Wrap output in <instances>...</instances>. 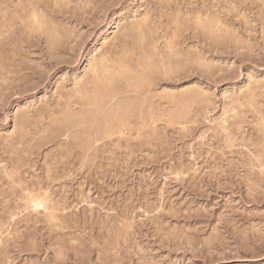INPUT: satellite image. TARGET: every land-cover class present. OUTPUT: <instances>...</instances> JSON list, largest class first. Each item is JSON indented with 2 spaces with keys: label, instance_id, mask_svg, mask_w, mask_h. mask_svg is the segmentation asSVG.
Listing matches in <instances>:
<instances>
[{
  "label": "rangeland",
  "instance_id": "rangeland-1",
  "mask_svg": "<svg viewBox=\"0 0 264 264\" xmlns=\"http://www.w3.org/2000/svg\"><path fill=\"white\" fill-rule=\"evenodd\" d=\"M123 2L0 0V264H261L264 0Z\"/></svg>",
  "mask_w": 264,
  "mask_h": 264
},
{
  "label": "snow or ice",
  "instance_id": "snow-or-ice-1",
  "mask_svg": "<svg viewBox=\"0 0 264 264\" xmlns=\"http://www.w3.org/2000/svg\"><path fill=\"white\" fill-rule=\"evenodd\" d=\"M140 4V0H124V2L121 5H117L118 8H120L122 11H126L129 15L132 13L133 9H137V15L143 14L144 8H148L149 5L147 3V0H145V4L143 7L138 8L137 6ZM154 7V6H153ZM193 7H197L196 5H193ZM233 9H236V16L238 20L243 21V17L239 15V13L242 11L241 7L239 5L233 4L231 5ZM231 14V13H230ZM208 19L202 14L196 15L195 17H189L188 23L193 24L195 23L197 26H200L203 24L204 20ZM33 20L36 22V24L40 25H46L47 19L45 17H41L40 15H36L33 17ZM219 27L223 29L225 27V24L223 23V18H221L220 21H217ZM251 35V33H249ZM84 59H87V53L84 55ZM91 70V69H90ZM65 86V82L61 81L59 84H55L54 87L56 88L57 92H59L63 87ZM4 104L3 101H0V107H2ZM7 120H11V113H7ZM261 160L264 162V153L261 154ZM262 171H264V168H262ZM26 196L30 197L31 199V211L33 212H41L46 210L47 203H46V197L47 193L40 192H29L25 194ZM261 264H264V260L261 261Z\"/></svg>",
  "mask_w": 264,
  "mask_h": 264
},
{
  "label": "bare ground",
  "instance_id": "bare-ground-1",
  "mask_svg": "<svg viewBox=\"0 0 264 264\" xmlns=\"http://www.w3.org/2000/svg\"><path fill=\"white\" fill-rule=\"evenodd\" d=\"M215 22V21H214ZM213 23V22H212ZM139 27V26H138ZM200 27V26H199ZM143 32V31H142ZM141 32V33H142ZM146 32V31H145ZM134 34V33H133ZM142 35V34H141ZM169 44V43H168ZM153 47V46H152ZM138 57V56H137ZM103 58V57H102ZM101 58V59H102ZM145 58V57H144ZM141 60V59H140ZM149 60H150V58H149ZM163 60V59H162ZM98 61V60H97ZM100 61V60H99ZM113 61V60H112ZM202 61V60H201ZM96 62V61H95ZM152 62V61H151ZM94 63V62H93ZM98 63V62H97ZM114 63V62H113ZM123 63V62H122ZM150 63V62H149ZM108 64V63H107ZM205 64V63H204ZM146 65V64H145ZM100 66V65H99ZM128 66V65H127ZM98 67V66H97ZM113 67H114V65H113ZM141 67V66H140ZM115 68V67H114ZM139 68V67H138ZM98 69V68H97ZM122 69V68H121ZM120 69V70H121ZM133 69V68H132ZM146 69V68H145ZM107 71V70H106ZM117 72V71H116ZM119 73V72H118ZM91 74V73H90ZM115 74V73H114ZM127 74H129V73H127ZM110 75V74H109ZM112 75V74H111ZM146 76V75H145ZM95 77V76H94ZM111 77V76H110ZM108 79V78H107ZM111 79V78H110ZM144 79V78H143ZM112 80V79H111ZM123 81V80H122ZM129 81V80H128ZM98 83V82H97ZM113 83V82H112ZM136 83V82H135ZM144 83V82H143ZM95 84V83H94ZM100 84V83H99ZM101 85V84H100ZM99 87V86H98ZM104 87V86H103ZM132 87V86H131ZM134 87H136V86H134ZM188 94V93H187ZM183 95V94H182ZM191 95V94H190ZM173 96V95H172ZM177 96V95H176ZM188 96V95H187ZM132 103V102H131ZM134 104V103H133ZM136 104V103H135ZM130 107V106H129ZM134 108V107H133ZM182 108V107H181ZM150 109V108H149ZM180 109V108H179ZM109 111V110H108ZM175 112V111H174ZM81 113V112H80ZM179 113V112H178ZM111 114V113H110ZM113 114V113H112ZM151 114V113H150ZM106 115V114H105ZM145 115V114H144ZM74 117V116H73ZM124 117V116H123ZM173 117V116H172ZM171 118V117H170ZM22 119V118H21ZM66 119V118H65ZM72 119V118H71ZM126 119V118H125ZM114 121V120H113ZM123 123V122H122ZM108 126V125H107ZM106 131V130H105ZM31 203V202H30Z\"/></svg>",
  "mask_w": 264,
  "mask_h": 264
}]
</instances>
